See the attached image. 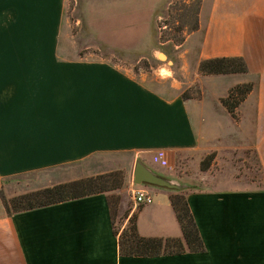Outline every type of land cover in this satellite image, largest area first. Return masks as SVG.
Segmentation results:
<instances>
[{
    "label": "crops",
    "instance_id": "0c3cea01",
    "mask_svg": "<svg viewBox=\"0 0 264 264\" xmlns=\"http://www.w3.org/2000/svg\"><path fill=\"white\" fill-rule=\"evenodd\" d=\"M64 9L65 0H0V178L71 168L75 181L120 170L119 210L128 214L116 234L106 194L12 216L0 198V264H264V186L192 191L190 177L178 170L183 157L209 148L252 150L264 176V0H205L199 29L186 41L190 50L198 45V66L245 60L248 73L236 75L225 93L256 81L238 118L222 97L206 96L223 76L205 77L204 96L187 100L108 61L66 55ZM163 153L166 162L157 160ZM138 164L176 188L135 185ZM135 188L153 203L137 205ZM180 193L205 249L192 252L184 241L181 254H121L120 235L134 216L141 237L184 240L171 202Z\"/></svg>",
    "mask_w": 264,
    "mask_h": 264
},
{
    "label": "rangeland",
    "instance_id": "374dc122",
    "mask_svg": "<svg viewBox=\"0 0 264 264\" xmlns=\"http://www.w3.org/2000/svg\"><path fill=\"white\" fill-rule=\"evenodd\" d=\"M164 2L65 0L60 49L73 59L108 61L143 79L164 95L181 94L187 100L204 96L201 82L205 77L223 76L216 80L217 85H211L208 89L206 96L209 100H216L219 96L227 98L238 85H254L255 80L237 84L225 94L227 88L237 82L236 75L245 74L203 76L199 73L198 45L194 44L190 50V42L188 44L186 41L196 30L197 14L205 0H168L158 13L161 17L154 19V9ZM186 50L192 51L191 54L185 53ZM161 68H167L170 76H162ZM247 97H235L233 103L242 104ZM226 153L209 148L196 155L183 157L178 170L190 177L189 190L258 189L264 186L263 172L255 151ZM76 171L63 168L0 178V196L3 193L12 199L73 181L70 179ZM119 209L120 205L115 219L117 231L122 229L128 214H121Z\"/></svg>",
    "mask_w": 264,
    "mask_h": 264
},
{
    "label": "trees",
    "instance_id": "16d2710c",
    "mask_svg": "<svg viewBox=\"0 0 264 264\" xmlns=\"http://www.w3.org/2000/svg\"><path fill=\"white\" fill-rule=\"evenodd\" d=\"M200 11L201 9L197 14L198 23L194 32L199 29ZM199 73L203 76L247 74L248 67L245 60L241 57L217 58L201 62ZM253 90L254 85H238L231 90L227 98L222 100L223 105L234 118H237L236 111L241 103H233V99L240 95L247 96L252 93ZM124 184L125 174L123 171L119 170L103 175L58 184L53 187L22 194L12 199H8L3 193H1L0 197L7 214L12 216L22 212L78 200L97 194H106L108 196L111 213L115 222L116 212L121 203L120 195L117 194L123 189ZM171 202L181 224L184 240L141 237L136 226V216H134L131 219L130 226L120 235L119 241L121 254L126 256L181 254L186 251L184 241L188 246V249L192 252H201L205 249L197 225L189 209L186 195L183 193L172 195ZM115 233L118 234V231L116 230Z\"/></svg>",
    "mask_w": 264,
    "mask_h": 264
},
{
    "label": "water",
    "instance_id": "95a60500",
    "mask_svg": "<svg viewBox=\"0 0 264 264\" xmlns=\"http://www.w3.org/2000/svg\"><path fill=\"white\" fill-rule=\"evenodd\" d=\"M143 184L157 185L167 188H176L163 178L158 177L151 171L138 164L135 170V185L140 186Z\"/></svg>",
    "mask_w": 264,
    "mask_h": 264
},
{
    "label": "built area",
    "instance_id": "2783aa9c",
    "mask_svg": "<svg viewBox=\"0 0 264 264\" xmlns=\"http://www.w3.org/2000/svg\"><path fill=\"white\" fill-rule=\"evenodd\" d=\"M174 155H171L173 157ZM157 160H162L165 161L167 160L166 155L163 153L160 155V158ZM166 162V161H165ZM134 199L137 205L142 206V205H149L153 203V197L146 191L140 190V189H134Z\"/></svg>",
    "mask_w": 264,
    "mask_h": 264
},
{
    "label": "bare ground",
    "instance_id": "6f19581e",
    "mask_svg": "<svg viewBox=\"0 0 264 264\" xmlns=\"http://www.w3.org/2000/svg\"><path fill=\"white\" fill-rule=\"evenodd\" d=\"M161 73H162V74H165V73H166V71H165V70H162V71H161Z\"/></svg>",
    "mask_w": 264,
    "mask_h": 264
}]
</instances>
